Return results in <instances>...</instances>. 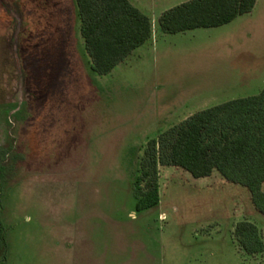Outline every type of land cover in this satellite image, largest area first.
Listing matches in <instances>:
<instances>
[{
    "label": "rangeland",
    "instance_id": "obj_1",
    "mask_svg": "<svg viewBox=\"0 0 264 264\" xmlns=\"http://www.w3.org/2000/svg\"><path fill=\"white\" fill-rule=\"evenodd\" d=\"M154 31L188 0H132ZM77 7L0 0V264H264L234 230L264 214L218 171L159 166L160 203L136 210L150 139L264 87V0L232 22L155 36L107 75L90 66ZM264 191V184H263Z\"/></svg>",
    "mask_w": 264,
    "mask_h": 264
},
{
    "label": "trees",
    "instance_id": "obj_2",
    "mask_svg": "<svg viewBox=\"0 0 264 264\" xmlns=\"http://www.w3.org/2000/svg\"><path fill=\"white\" fill-rule=\"evenodd\" d=\"M257 0H188L159 17L163 32L218 27L251 12ZM79 29L91 69L110 73L136 48L152 39L150 16L130 0H76ZM177 166L195 178L218 171L246 186L264 214V87L255 95L199 110L148 141L133 175L136 210L160 203L159 166ZM234 235L249 255L264 253L260 227L239 221Z\"/></svg>",
    "mask_w": 264,
    "mask_h": 264
},
{
    "label": "crops",
    "instance_id": "obj_3",
    "mask_svg": "<svg viewBox=\"0 0 264 264\" xmlns=\"http://www.w3.org/2000/svg\"><path fill=\"white\" fill-rule=\"evenodd\" d=\"M60 1H65V3H66V5H70V3L72 4V6H73V8H75L76 9V7H77V3H76V0H60ZM132 3H133V1L132 0H130ZM134 4V3H133ZM78 12V11H77ZM163 13V12H162ZM78 15V14H77ZM161 16V15H160ZM159 16V17H160ZM158 22H159V19H158ZM153 23V22H152ZM193 30V29H192ZM187 31H189V30H187ZM183 32H186V31H183ZM183 32H178V33H166V32H163L162 30H161V28H160V26H158V28H157V30H156V35L159 37V34L161 35V34H163V36H166V37H170V36H172V37H175V36H177V35H179L180 33H183ZM155 31H154V26H153V36H152V39L151 40H149L147 43H145V44H143L142 46H144V45H146V44H149V45H154V38H155ZM156 36V37H157ZM83 44H84V41H83ZM141 47V46H140ZM140 47H138V48H140ZM138 48H136L124 61H122L121 63H119L116 67H118L119 65H123V64H127L128 63V61L131 59V57H133L134 55H136V51H137V49ZM115 67V68H116ZM114 68V69H115ZM114 69L110 72V73H112L113 71H114ZM110 73H108V74H110ZM107 75V74H106ZM190 115H192V114H190ZM189 115V116H190ZM188 116V117H189ZM184 119H186V118H184ZM183 119V120H184ZM214 173V172H213Z\"/></svg>",
    "mask_w": 264,
    "mask_h": 264
}]
</instances>
